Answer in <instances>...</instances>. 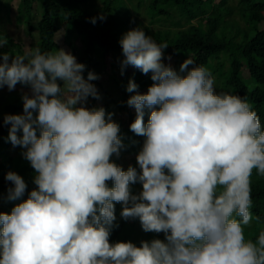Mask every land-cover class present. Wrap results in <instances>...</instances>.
<instances>
[{
  "label": "clouds",
  "instance_id": "9594fccd",
  "mask_svg": "<svg viewBox=\"0 0 264 264\" xmlns=\"http://www.w3.org/2000/svg\"><path fill=\"white\" fill-rule=\"evenodd\" d=\"M104 16L91 18L95 23ZM8 43L0 37V47ZM119 44L124 68L149 74L146 93L129 80L127 100L136 118L130 129L145 137L125 171L110 158L125 147L120 126L100 99L93 71L63 48L0 59V88L19 83L23 113L5 114L7 141L35 170V187L14 171L0 212V264H264V229L245 236L251 212L253 171L264 177V126L246 99L217 91L208 69L185 59L179 71L163 62L168 44L143 28ZM170 60L171 57H168ZM192 67H189V66ZM148 113L147 123L144 121ZM109 181L111 185H109ZM142 185L133 194L131 185ZM120 217L138 219L145 233L164 239L109 242Z\"/></svg>",
  "mask_w": 264,
  "mask_h": 264
},
{
  "label": "trees",
  "instance_id": "16d2710c",
  "mask_svg": "<svg viewBox=\"0 0 264 264\" xmlns=\"http://www.w3.org/2000/svg\"><path fill=\"white\" fill-rule=\"evenodd\" d=\"M98 5L97 0H21L19 5L20 22L28 26V31L32 34L35 30L32 25L34 18L33 11L37 4L40 8V20L37 23L38 41L34 47H39L42 52L54 51L61 48L56 40V35L63 32L64 44L70 49L71 54L77 58V62L86 65L83 75L87 77L88 71H93L98 75V79L92 81L101 97H110L117 103L120 114L127 116V123L120 130L125 147L123 150L130 155H137L142 147L145 137L137 135L130 129L131 123L136 118L135 109L127 105V100L135 93L126 91L130 79L124 77L121 82L117 81L119 89L118 99L106 91L102 84V63L108 54H114L123 59L122 49L119 40L127 31L134 28H143L147 36H151L158 44L166 43L168 47L163 50V59L173 61L175 68L179 71L181 63L191 57L196 65L203 66L209 70L214 77L217 74H227L225 79L226 87L233 89V94L246 99L252 109L259 116L262 126H264V28L257 29L254 34L248 30L243 33L239 41V33L233 30L234 23L230 24L225 17L231 16L234 9L228 7V0H137L147 4V12L155 21L169 22L173 19L176 10L184 20L174 23L176 30L158 28L151 30L150 26L138 21L130 9L127 7L126 0H101ZM133 1V0H130ZM117 6V10L115 9ZM239 14L248 18L249 25H257L264 19V2L257 0H239ZM103 15L104 19H97L95 23L91 18ZM196 20V23H193ZM246 22V21H245ZM223 26L222 32L220 28ZM236 24V23H235ZM230 26H233L229 30ZM233 30V32H232ZM229 33L231 35H229ZM230 37H229V36ZM0 37H6L8 43L0 47V57L4 53L9 55L23 54L22 45L11 38L7 33L0 30ZM76 43H80L83 48L82 57H77ZM168 57H171L169 60ZM225 57L226 63L220 60ZM0 59V63H2ZM131 66V65H130ZM189 67H192L191 65ZM133 80L138 88L136 91L143 94L153 83L150 74H144L140 69L131 66ZM210 68L213 70H210ZM247 68L249 77L254 84L250 86L241 77L242 71ZM221 77V76H220ZM217 80V79H215ZM224 81V80H223ZM91 101L89 108L94 107L96 99L89 98ZM120 101V102H119ZM23 110V105L9 104L7 101L2 105L0 115V149H8L9 141L5 137L8 135L9 126H5L3 119L5 114H18ZM148 113L146 112L144 121L147 123ZM122 167L118 160L114 161ZM130 166V165H129ZM122 167L125 171L129 167ZM133 167H136L133 165ZM11 171L5 169L0 163V199L6 200L8 189L12 183L5 179L6 173ZM109 185L111 182L109 181ZM131 185V189L135 186ZM35 185L27 184L25 196ZM251 212L258 221L252 239L256 238L259 231L264 229V177H260L253 171L251 177ZM15 204L21 201H14ZM121 205L115 203V214L117 215ZM128 221L120 220L118 227L111 230L109 242H119L122 239ZM156 238L164 239V235H156ZM247 238V237H246ZM127 242L126 239L122 240Z\"/></svg>",
  "mask_w": 264,
  "mask_h": 264
},
{
  "label": "rangeland",
  "instance_id": "374dc122",
  "mask_svg": "<svg viewBox=\"0 0 264 264\" xmlns=\"http://www.w3.org/2000/svg\"><path fill=\"white\" fill-rule=\"evenodd\" d=\"M21 0H0V30L7 33L11 38H13L15 41L20 43L22 45L23 52L26 50V47H34L38 41V33H37V23L40 20V8L36 4L35 10L33 11L34 18L32 20V25L34 26L35 30L32 34L28 31V26L20 22L18 20L19 18V5ZM219 0H214V3H218ZM259 2H264V0H257ZM127 7L132 12V15L138 20L141 21L144 25L150 26L151 30H156L158 28H167L171 27L176 30V26H174L175 22L182 21L180 15L176 10L173 11L174 16L173 19L169 22L165 21H155L152 20L150 15L147 12V4L142 3L141 6L140 3L137 2V0H126ZM97 4L101 5L102 1L97 0ZM228 7L233 8L235 11L234 14L231 16L225 17V20L227 22H230V24L234 23V31L237 30L239 33L238 40L240 41L243 37V33L245 30H248L250 34H254V32L257 29L264 28V19L261 23L255 25H249L248 24V18L245 17V21L243 20L242 16L238 12L239 8V0H228ZM115 9L117 10V6H115ZM264 17V12L262 13ZM193 23H196V20H194ZM236 23V24H235ZM223 24L220 28V32L223 30ZM233 26H230L229 30H231ZM232 30V32H233ZM229 35H231L229 33ZM228 35V36H229ZM230 37V36H229ZM56 40L65 51L70 52V49L64 44V35L61 31L56 35ZM76 53L77 57H82L83 55V48L81 47L80 43H76ZM15 55H9L10 60L9 63H11V58ZM220 60L226 63L225 57H221ZM121 58L117 55L108 54L107 58L102 63V84L103 87L108 91L114 99H118L119 95V89L117 86V81L121 82L124 77H129L128 79H131L133 76L132 68L130 65L126 66L124 68L123 75L121 74ZM163 62L165 64H170L173 68H175V64L173 61H167L163 59ZM210 70H212L210 68ZM213 71V70H212ZM151 75V74H150ZM227 74H217L214 76L215 80V86L217 91L221 92H229L233 94V89L231 87H226L225 85V79H227ZM221 76V77H220ZM241 77L243 80L252 86L254 84L253 80L248 75L247 68H244L242 71ZM224 80V81H223ZM28 93L30 95V90L27 86L17 84L15 88L12 91H9L7 87L0 88V115L2 114V105L7 101L9 104H20L23 105L22 95ZM120 102V101H119ZM91 101L88 100L87 107H89ZM94 107H104L107 112L113 113L112 119L119 124L120 130L125 126V123H127V116H123L120 114L119 108L117 106V103L112 101L110 97L104 96L101 94V97L99 100H96L94 102ZM23 110H20L18 114H22ZM136 114V112H135ZM7 137V136H6ZM5 137V139H6ZM7 141V140H6ZM24 149H22L20 146H13L11 142L9 141V147L8 149H0V163L3 168L10 169L11 171L16 172L18 175H20L26 182V184H33V177L35 175V170L31 167L30 162L24 159L21 155V152ZM136 156L137 155H130L127 152H125L123 149L120 151V155L117 157L115 154L110 158L111 161L118 160L120 164H122V167H127L129 165L131 166H137L136 162ZM142 188V185L136 184L132 192L133 194L138 193ZM15 205L14 201H5L0 199V212H6L10 213L11 208ZM122 209L119 210L118 214L116 215V221L114 222L117 224L118 221L124 220L122 217H120V212ZM128 223L122 232V240L126 239V241H131L137 246H140V242L142 240H151L156 238V235L163 236V233H145L141 226L138 219H128ZM258 226V221L256 219L253 220V222L245 228V236L247 238L252 239V235L255 233V228ZM163 240L162 238H160ZM254 240V237H253ZM119 241V242H120Z\"/></svg>",
  "mask_w": 264,
  "mask_h": 264
}]
</instances>
